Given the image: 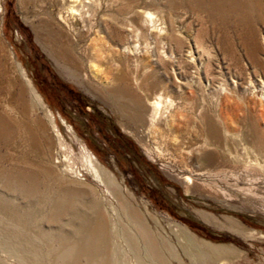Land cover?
<instances>
[{
	"label": "rangeland",
	"instance_id": "1",
	"mask_svg": "<svg viewBox=\"0 0 264 264\" xmlns=\"http://www.w3.org/2000/svg\"><path fill=\"white\" fill-rule=\"evenodd\" d=\"M58 16L55 0H0V120L27 130L0 121L13 212L0 264H104L99 240L93 259L73 247L97 208L119 264H264V0H99L90 24ZM205 119L236 166L205 161L219 150ZM138 218L171 253L146 252Z\"/></svg>",
	"mask_w": 264,
	"mask_h": 264
},
{
	"label": "bare ground",
	"instance_id": "2",
	"mask_svg": "<svg viewBox=\"0 0 264 264\" xmlns=\"http://www.w3.org/2000/svg\"><path fill=\"white\" fill-rule=\"evenodd\" d=\"M55 1H56V5L58 6V14H59L58 18L62 23H66V24L67 23L69 24V22H71V21H69V18H71V17H73V18L75 17V19H77V20L78 19L82 20L84 22V24H88V23L90 24L91 19H94V18H92V15L96 12V6L99 2V0H55ZM53 2H54V0H51L52 4H53ZM145 17L148 19V21H151V18L153 16H151V12L150 13L146 12ZM159 103H160V100H156L153 102V110H152L153 115H156V113L159 109V105H160ZM2 118H4V117H2ZM61 120H62V124L66 125V123H65L66 121L63 118ZM0 121H1V123L3 121H6L5 123H6V127L8 129L9 128H15L16 126H19L20 130L27 131L26 129H23V128H26V125H23L21 122L18 123L20 125H16V123L12 122L8 118L0 120ZM69 127H71L70 124H69ZM201 128L204 131L205 136L208 137V140H205V141H208L207 143L210 146H215L216 148L219 149L217 152H214L212 150H204L203 154H204L205 161H207L208 163H212L215 159H218L219 156L221 159H223L224 165L228 164L227 166H229V165L236 166V164H238L241 161V159H238L240 157L239 154H237L238 158H234L233 153L230 150H229V153H227V152L224 153L220 149L221 139L224 138L223 139L224 142L226 144H228L229 138L226 136H221V132L219 131L215 120L213 122H212V120H209V119H205V121H201ZM217 129H218V131H217ZM24 133H28V132H24ZM256 135L257 136H254L252 141H255V143H258V145L260 147H262L263 144L260 141V136L258 134H256ZM29 138L34 140V138L32 136H29ZM243 140H245V139H243ZM221 148H223V147H221ZM79 149H80L81 154H82V159L85 162V166L88 168L89 171L93 172V174H95L97 177L100 178L101 172L104 171V169L101 167L102 164L100 165V162L96 159L95 156H93L92 153H90V151L87 149V147L85 145H79ZM225 149L227 150V147H225L224 150ZM42 153H44L50 159L49 153H47L46 151H42ZM219 153L222 154V156ZM257 163H258V159H255V164H257ZM41 198H42L41 200L43 202H49L53 199L50 194H45V195L41 196ZM52 202L54 203L53 204V206H54L53 212L57 215L61 211H63L64 208L66 207V203H64V202L63 203L62 202H54V201H52ZM9 206H3L0 204V212L1 213L7 212V215H9L8 210H10L11 214H12L13 212H12L11 205H9ZM79 216L83 220V223H81V225L78 227L79 228L78 231H86L87 232L86 233L87 238L84 235L81 236V238H80V235H79V237H77V239L75 240V242L73 244L74 249L76 248L75 252H77L78 254H84V255L88 256L89 258L93 259V257H94L93 252L95 250H97V248H98L97 242L99 240L102 243V247L104 246L103 247L104 250H102L103 257H104L103 263L104 264H111V259H113L115 261V264H119V263H117V259L115 257V252L110 251V247L108 246L109 241L107 238L108 233H107L106 219H105L103 211H101V208L95 209V219L92 223H90V222H88V220H86V218L84 217V214H79ZM135 221H136V225L138 228L137 231L141 234V237L143 238L144 242L146 243V246L143 244L144 249L146 250V252H149L154 256L152 258H154L156 260L162 259L163 257L161 256L160 252H162L163 250L164 251L167 250L168 253L170 252L165 247L166 243H164L163 241L155 240L153 237V234H151L150 231L147 230V228L146 229L143 228L144 225H143V223H141L139 221V218H138V220H135ZM134 223L135 222L133 221V225H135ZM117 230H118V233L123 234V231H120V230H122L121 227H118ZM259 233L263 234L262 232H259ZM125 237H126V235H125ZM66 240L67 239L64 236L60 237V241L63 242L64 244H66L65 243V242H67ZM126 240H127V242H129L128 238H126ZM131 244H129V247L130 246L134 247ZM99 264H101V261Z\"/></svg>",
	"mask_w": 264,
	"mask_h": 264
}]
</instances>
